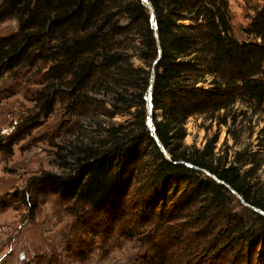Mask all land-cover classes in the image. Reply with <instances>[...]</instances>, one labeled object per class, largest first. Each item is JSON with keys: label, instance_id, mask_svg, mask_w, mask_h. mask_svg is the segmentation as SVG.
Instances as JSON below:
<instances>
[{"label": "trees", "instance_id": "trees-1", "mask_svg": "<svg viewBox=\"0 0 264 264\" xmlns=\"http://www.w3.org/2000/svg\"><path fill=\"white\" fill-rule=\"evenodd\" d=\"M148 2L156 30L141 0H1L0 22L15 18L18 32L0 37V67L43 64L40 95L47 114L59 102L80 118L90 111L128 117L78 146L72 167L32 178L26 192L43 189L112 225L131 202L146 213L139 229L160 264H250L252 254L264 256V216L201 170L263 212L264 187L252 179L251 169L241 171L249 162L239 153L220 161L214 153L217 133L201 149L183 140L191 117L219 128L231 120L236 103L264 113V2L244 31L251 39L243 41L232 34L227 0ZM158 49L153 125L170 161L145 123L144 92ZM28 122L12 135L14 142L36 127Z\"/></svg>", "mask_w": 264, "mask_h": 264}, {"label": "rangeland", "instance_id": "rangeland-1", "mask_svg": "<svg viewBox=\"0 0 264 264\" xmlns=\"http://www.w3.org/2000/svg\"><path fill=\"white\" fill-rule=\"evenodd\" d=\"M263 2L227 0L236 39H251L244 31ZM17 32L15 18L0 22V37ZM44 70L43 64L8 71L0 67V264H157L146 233L139 229L146 213L131 202L118 214L116 225H112L106 222L109 219L82 212L78 205L43 189L26 192L32 178L44 172L60 173V166L66 164L72 167L70 156L78 146L100 138L110 122L128 118L117 115L110 119L107 115L91 114L93 111L80 118L59 102L47 114L40 95ZM94 96L110 100V95ZM229 112L231 120L219 128L204 118H189L183 144L201 149L217 133L214 153L220 161H231L239 153V159L249 162L241 171L251 169L252 179L264 187V133L259 134L264 113L261 110L253 113L243 103H236ZM26 120L29 121L26 126L36 127L14 142L12 135ZM227 260H204L200 264H231ZM184 262L164 264L188 261ZM250 264H264V256L252 254Z\"/></svg>", "mask_w": 264, "mask_h": 264}, {"label": "water", "instance_id": "water-1", "mask_svg": "<svg viewBox=\"0 0 264 264\" xmlns=\"http://www.w3.org/2000/svg\"><path fill=\"white\" fill-rule=\"evenodd\" d=\"M144 5H146L149 9L150 12V21L151 24L154 28V30H156V21H155V13L153 11L152 6L150 5V3L148 2V0H141ZM155 36L157 37V33L155 31ZM160 50L158 49V55L156 57V59L153 61L152 63V68H151V73H150V80H149V85L148 88L146 89V91L144 92V100H145V107H146V119H145V123L146 126L150 132V136L155 140L157 147L159 148V150L162 152V154L164 155V157L170 161L169 159V155L166 152V150L164 149V147L162 146V144L160 143V141L158 140V138L155 135V130H154V125H153V108H152V104H151V94H152V83H153V79H154V68L156 67L158 60L160 58ZM186 166H188L189 168L192 169H197L195 166L185 163ZM202 172H204V174H206L207 176L211 177L212 179H214L217 183L223 184L226 188H228V190L234 195L236 196L240 202L244 205L249 207L251 210L261 214L264 216V212L260 211L250 205H248L247 203H245L243 201V199L231 188L229 187L227 184H225L224 182L220 181L219 179L216 178V176H214L213 174H210L208 171L206 170H201Z\"/></svg>", "mask_w": 264, "mask_h": 264}]
</instances>
